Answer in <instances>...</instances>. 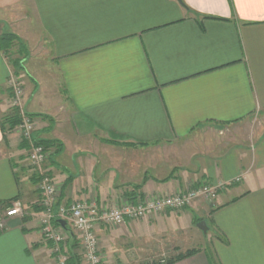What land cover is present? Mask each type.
Wrapping results in <instances>:
<instances>
[{
	"label": "crops",
	"instance_id": "0c3cea01",
	"mask_svg": "<svg viewBox=\"0 0 264 264\" xmlns=\"http://www.w3.org/2000/svg\"><path fill=\"white\" fill-rule=\"evenodd\" d=\"M7 31L53 67L31 76L23 104L47 118H35L34 138L63 145L46 166L59 206L115 208L139 185L134 194L151 197L226 184L182 211L99 225L107 264L192 249L181 246L198 237L195 218L210 220L208 244L175 264H264V134L222 153L193 146L264 117V0H0ZM12 76L0 50V217L16 201L26 213L0 230V264H59L42 233L30 148L2 130ZM62 230L69 252L74 233Z\"/></svg>",
	"mask_w": 264,
	"mask_h": 264
},
{
	"label": "built area",
	"instance_id": "2783aa9c",
	"mask_svg": "<svg viewBox=\"0 0 264 264\" xmlns=\"http://www.w3.org/2000/svg\"><path fill=\"white\" fill-rule=\"evenodd\" d=\"M10 86L15 90L17 101L20 102L21 90L16 80H10ZM15 102V103H16ZM36 122L26 118L20 130L22 138L30 148L28 156L32 168L37 172L38 191L40 193L39 206L41 208V227L45 239L52 243L53 251L58 256L59 264H66L68 260L61 246L66 242L65 234L56 221H64L77 237L82 256L86 264H107L106 257L101 250L100 241L96 233L99 225L110 227L122 226L127 220H142L145 218L166 214L170 211H182L189 208L197 200H214L226 184L200 185L188 188L173 195H155L151 197L139 196L128 200L120 206L99 209L95 205H88L82 201H75L70 206H59L61 189L46 169L52 153L34 140ZM236 179L233 182L239 181ZM233 182L227 185L233 184ZM26 216L23 203L16 201L0 217V230L6 227L8 218Z\"/></svg>",
	"mask_w": 264,
	"mask_h": 264
},
{
	"label": "rangeland",
	"instance_id": "374dc122",
	"mask_svg": "<svg viewBox=\"0 0 264 264\" xmlns=\"http://www.w3.org/2000/svg\"><path fill=\"white\" fill-rule=\"evenodd\" d=\"M20 39L24 42L28 51L26 53L21 52L20 51L21 47H20L19 43L15 42L12 49L10 50L9 54L7 55V59L10 62V64H11V61L15 60V59H20V60L23 59V61H24V62H22V67L19 68V70H14V68H13V76H12V79L16 80L17 86L21 90V95H20L21 99H20L19 103L16 102L17 96L15 94V90L12 89V87L10 86V83H9L7 92L9 91L10 93L9 94L7 93V94L10 97L11 105H10V110L8 111V113L3 118H5L6 116H11L13 114V109H18V111L21 114L22 123H23V121L26 118H29V116H27V113L24 112L25 109H24V104H23V97H24V93H25L26 88H27V84H31V82H32L31 76H33V77L37 76V74H39V71L44 70V69H45L44 73L46 75L51 74V73H53V67L50 63L49 64L44 63L42 56L39 54L40 51H38V50L35 51L33 49V52H32L30 47H29L30 45L27 42H25L22 38H20ZM32 84H33V82H32ZM33 120H35V119H33ZM35 122H36V120H35ZM22 123L20 125L16 126L12 131H9V132L7 131V134H6L7 140H8L9 135H11V134L13 135V134H16V132H19L20 139H21L20 145H22L24 139L22 138V132L19 129L20 126L22 125ZM254 134H255V139L256 138L259 139V136L264 134V117L257 116L255 118L251 119L250 121L246 122V124L244 126H242L241 128L232 129L231 132L222 133V131H220L218 133H215L213 135H208L206 137L201 136L197 139V141L193 144V146L195 149H198L202 145L203 151L207 152V153L213 152V151L209 150L208 148L214 149V151L222 153V152L227 151L229 149V147L233 148L235 145H238V144H243V145L248 144L250 141H252L251 138H252V136H254ZM34 135H36L35 132H34ZM38 138H40V137H38ZM40 139L56 141L55 139H51L48 135H45V137L43 135V137H41ZM53 152H54V150H53ZM29 153H30V150H29ZM28 156H29V154H28ZM51 160H52V156L50 158V161ZM29 166H30V168H32L31 164H29ZM35 173H37V172H35ZM37 205L39 206V204H37ZM39 208H40V206H39ZM40 210H41V208H40ZM204 222L207 224V226L209 228L208 232L203 233L201 230H199V232H198L199 238L197 237L198 239L194 236V234H195L194 232H189L190 237L188 238L189 239L188 241L190 243H187L186 245H182L181 249H185L184 246H187V248H188L191 246H193V247L204 246V244H208V239H209V237H211L209 232L212 233V224H211L210 220L207 218H205ZM193 247H192V249H199L198 247H196V248H193ZM189 250H191V249H189ZM182 251H183L182 253H185L184 250H182ZM102 252H103V250H102ZM171 254H172V252L170 253L169 251H166L163 254H156V257L150 259V261H147V262H150V263L151 262H162V261H165L167 259L172 258L170 256ZM104 255L106 257L105 253H104ZM111 259H112L111 261L114 264H135V263L138 264L136 261H133V260L127 261L124 259H120L117 257V254H115V257H112ZM109 264H110V262H109Z\"/></svg>",
	"mask_w": 264,
	"mask_h": 264
},
{
	"label": "trees",
	"instance_id": "16d2710c",
	"mask_svg": "<svg viewBox=\"0 0 264 264\" xmlns=\"http://www.w3.org/2000/svg\"><path fill=\"white\" fill-rule=\"evenodd\" d=\"M15 42H18L21 49L20 51L23 52V53H26L28 51V49L26 48L24 42L14 33L12 32H4L1 36H0V50L6 54V56L9 54L10 50L12 49L13 45ZM22 62L23 59H15V60H12L11 61V65L13 66L14 70H19V68L22 67ZM27 116H29L30 119H35V118H38V117H41V118H44V119H47L46 117H42V115H33V114H27ZM22 123V117H21V114L20 112L18 111V109H13V114L11 116H6L5 118L2 119V130L4 132V135H5V141H6V138H7V131H12L16 126L20 125ZM50 123H51V126L49 129H52L53 128V121L50 120ZM35 142L44 146L46 150L48 151H51L52 153V156L53 155H57V154H60L63 150V145L61 143H59L58 141H54V140H46V139H40V138H34ZM28 145V143L26 141H23L22 145ZM21 145V146H22ZM24 145V146H25ZM54 150V152H53ZM142 188V185H139V186H135L133 188L134 191H132L131 193H129V195L131 196V200L132 199H136L138 198L139 196L134 194L135 191L139 190ZM133 194V195H132ZM201 221H203V219H198V218H195L194 219V224L197 225L198 223H200ZM58 226H61V223L60 221H56L55 222ZM64 230H68L69 231V227L68 225L66 224L65 227H63ZM71 231V230H70ZM69 241L68 242H72L73 245H72V250H70L69 252L68 251H65V248H66V244L64 243L62 246H61V249L62 251L67 254L68 256V260H67V263L66 264H76V263H79L81 260H82V257L78 254V252H73L74 249H79L80 248V243L77 239V237L74 235H70L69 236ZM200 252V249H191V250H188L187 252L185 253H181L175 257H172L170 259H167L165 261H162V262H147L145 264H175L179 261H182L186 258H189L197 253ZM74 260L76 261V263L74 262ZM211 262L212 259H211ZM213 264H215L213 262Z\"/></svg>",
	"mask_w": 264,
	"mask_h": 264
},
{
	"label": "water",
	"instance_id": "95a60500",
	"mask_svg": "<svg viewBox=\"0 0 264 264\" xmlns=\"http://www.w3.org/2000/svg\"><path fill=\"white\" fill-rule=\"evenodd\" d=\"M60 223H61V225H62L63 227H65L66 224H67V223L64 222V221H61ZM197 227H198L203 233H207L208 230H209L207 224H206L204 221H201L200 223H198V224H197Z\"/></svg>",
	"mask_w": 264,
	"mask_h": 264
}]
</instances>
